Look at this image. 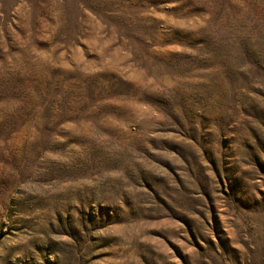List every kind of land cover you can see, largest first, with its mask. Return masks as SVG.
<instances>
[{
  "label": "rangeland",
  "instance_id": "374dc122",
  "mask_svg": "<svg viewBox=\"0 0 264 264\" xmlns=\"http://www.w3.org/2000/svg\"><path fill=\"white\" fill-rule=\"evenodd\" d=\"M0 264H264V0H0Z\"/></svg>",
  "mask_w": 264,
  "mask_h": 264
}]
</instances>
